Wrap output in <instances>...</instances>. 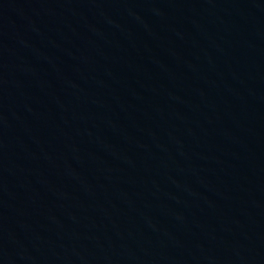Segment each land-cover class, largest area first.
I'll return each instance as SVG.
<instances>
[{
  "label": "water",
  "instance_id": "95a60500",
  "mask_svg": "<svg viewBox=\"0 0 264 264\" xmlns=\"http://www.w3.org/2000/svg\"><path fill=\"white\" fill-rule=\"evenodd\" d=\"M0 264H264V0H0Z\"/></svg>",
  "mask_w": 264,
  "mask_h": 264
}]
</instances>
